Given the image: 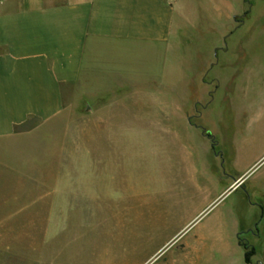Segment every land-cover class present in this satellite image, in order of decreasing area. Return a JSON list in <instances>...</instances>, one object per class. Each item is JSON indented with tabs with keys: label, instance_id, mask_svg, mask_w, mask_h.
<instances>
[{
	"label": "crops",
	"instance_id": "0c3cea01",
	"mask_svg": "<svg viewBox=\"0 0 264 264\" xmlns=\"http://www.w3.org/2000/svg\"><path fill=\"white\" fill-rule=\"evenodd\" d=\"M263 137L264 0H0V264H264Z\"/></svg>",
	"mask_w": 264,
	"mask_h": 264
},
{
	"label": "rangeland",
	"instance_id": "374dc122",
	"mask_svg": "<svg viewBox=\"0 0 264 264\" xmlns=\"http://www.w3.org/2000/svg\"><path fill=\"white\" fill-rule=\"evenodd\" d=\"M238 1L239 0H233V4L237 5ZM186 34H189V32L187 31ZM187 39L189 40L188 36H187ZM207 81L209 83L211 82L210 74H207ZM191 96L194 97L191 100V102H193L198 97L202 96V94L199 92H196V93L192 94ZM208 100H210V99H208V95H207L204 103H206V101L208 102ZM89 105H95V104L89 103ZM199 111H201V110H199ZM68 116L69 115L65 114V115L59 117L57 120L53 121L48 126H45L43 131L44 132H48V131L51 132L52 130H55V131L58 130V132L61 131L59 134H62V133L68 134L69 135L68 139H73V137H78L77 142H70L69 141L67 144H70L73 148L76 147L74 150L75 152H82L83 153V154L80 153L83 156V158L80 160H82V162L84 161V164H85V135H96L98 133V115H97V112L95 111L93 114H88L85 111V117L84 118H82L81 120H75L73 118V120L70 121L71 123L68 126H65L63 122H66L67 119H65V118ZM70 118H71V116H70ZM197 118H196L195 123L199 124V120ZM56 142H54V144H56ZM263 146H264V137L262 139H260L258 142V148H260V147L262 148ZM263 171H264V162H262L246 178V180L250 177H256L257 175H259ZM159 197H160V195H159ZM77 224L78 223L76 221H73L72 225H70V229L73 230V232H70V233H73L76 236H78L77 230H80L82 228V226H78ZM82 231H84V229ZM73 243L74 244L72 247L75 249L74 250L75 252L71 255H67L68 258L71 257V262H69L68 264H85V252H82L83 249L85 250V236L83 238L80 237L79 239L75 238Z\"/></svg>",
	"mask_w": 264,
	"mask_h": 264
},
{
	"label": "trees",
	"instance_id": "16d2710c",
	"mask_svg": "<svg viewBox=\"0 0 264 264\" xmlns=\"http://www.w3.org/2000/svg\"><path fill=\"white\" fill-rule=\"evenodd\" d=\"M210 135V134H208ZM212 137V135H210ZM244 246L246 249L245 258L248 262H252V256L254 255V247L249 242H244Z\"/></svg>",
	"mask_w": 264,
	"mask_h": 264
}]
</instances>
